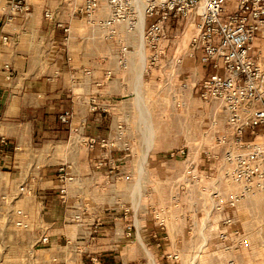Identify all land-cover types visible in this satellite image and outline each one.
Listing matches in <instances>:
<instances>
[{"label": "crops", "instance_id": "crops-1", "mask_svg": "<svg viewBox=\"0 0 264 264\" xmlns=\"http://www.w3.org/2000/svg\"><path fill=\"white\" fill-rule=\"evenodd\" d=\"M36 5L37 0H33L27 15L0 27V34L8 37L7 44H0V191L3 198L12 202L22 197L16 204L26 201L22 206L25 210H21L26 214L32 242L38 246L37 264H53L54 258L59 264H92L93 257L100 264H131V259L136 264H143L145 259L147 264L148 255H151V264H159L156 257L169 253L168 250L160 255L155 253L162 245L159 241L184 239L183 233L172 235L168 229L169 225L181 224L182 216L175 218L169 214L163 234L148 235L145 220L136 219L130 206H110L111 211L104 212L99 202H90L85 197L87 193L108 192L114 181V167L110 162L115 161V149L98 146L91 149L81 139H99L102 135L96 128L101 122L96 112L115 109L116 101L111 93L108 98H101V76L110 70L112 75L106 82L112 83L119 75L125 77L127 66L105 68L92 43L86 44L80 39L88 32L82 20L79 28L73 19L67 24L69 34L64 40L61 28L42 21ZM261 38L264 35L256 40ZM259 54L260 50L255 55ZM183 62L189 64L191 59L186 57ZM3 64L11 66L10 80L3 78ZM92 100L96 110L91 109ZM64 111L71 114L67 124L58 119ZM68 132H75L76 138L67 137ZM123 142L129 145L124 139ZM129 150L128 146L123 151ZM148 151L145 148L141 160L144 157L146 161ZM123 156L127 159V153ZM61 164L70 165L73 177L66 185L63 198L58 194L56 178ZM99 174L103 177L100 184L96 182ZM20 186L27 189L23 195L18 192ZM199 207L193 206L195 213L190 219H197ZM116 210H121L119 216ZM75 215L79 220H74ZM128 225L132 227L129 236ZM186 234L194 237L190 231ZM42 236L47 238L45 243L40 241ZM148 236L152 241L149 247ZM208 241L212 242L210 238ZM207 252L212 254L213 246ZM212 258L217 260L216 256Z\"/></svg>", "mask_w": 264, "mask_h": 264}, {"label": "rangeland", "instance_id": "rangeland-1", "mask_svg": "<svg viewBox=\"0 0 264 264\" xmlns=\"http://www.w3.org/2000/svg\"><path fill=\"white\" fill-rule=\"evenodd\" d=\"M79 4L81 0H37L36 9L42 13L43 22L45 21L43 9L47 7L54 11L56 18L63 24H70L73 19L74 25L77 24L79 28L81 19L74 13L75 6ZM191 28L183 20L170 23L168 33L171 36L166 47L169 55L174 51H180L186 45L192 32ZM118 31L126 51L127 70L125 77L119 75V79L112 83L106 82L108 79L104 78V74L101 76L99 80V89L103 90L100 93L101 98H108L111 93L116 103L114 110L96 112L101 122L96 132L102 135L98 138L114 140L117 136L116 128L121 125L123 136L120 141L121 143L123 139L127 141L129 145L127 143L126 145L130 150L123 151L121 143L114 148L115 161L110 162L114 167V181L110 184L108 192L87 193L86 199L97 204L99 202L104 212H110L112 206L122 204L130 206L131 214L135 215L136 219L145 220L148 235L163 234L166 230V228L160 230L159 226L153 224V216L159 209L165 208L168 209V214L182 216L181 224L169 225L168 229L172 235L183 233L184 239L160 240L162 245L155 252L158 255L164 250L181 253L178 261L180 264H214L217 260L209 254L211 251L207 252L212 249L213 242L208 241L206 249L200 250V248L202 244L207 243L203 242L204 237L214 234L215 224L219 223V227H223L220 219L230 216L234 219V223L228 226L226 231L231 233L237 230L249 239L250 244L247 249L227 252V258L234 257L239 264H264V191L252 192L239 201L235 209H227L222 214L212 212L209 215L208 212V198L205 191L207 187H210L211 191L225 194L234 190L236 186L222 174L227 168L222 157L226 152L235 150L231 144L232 130L225 122L220 104L214 101H202L197 96L196 88L193 87L194 83L199 82L206 75L205 67L196 57L191 59L189 64L182 61L178 76L169 77L165 75L169 70L167 64L155 63L148 58L149 49L141 36L143 25L140 36L137 31L127 33L122 26ZM80 39L86 44L92 43L91 46L99 52L100 64L105 68L114 65L119 67L121 47L105 41L97 29L88 28L85 38ZM140 39L144 47L142 58L138 51ZM76 42L80 40L77 39ZM259 50V56L255 55ZM252 53L257 56L256 61L264 69V38L253 42ZM100 55L103 56V60L100 59ZM140 64L142 69L138 78ZM175 98H179V106H175ZM67 137L76 138L75 132H68ZM222 137L226 139L224 144L219 143ZM244 138L254 140L264 149V126L258 128L255 136L246 133ZM150 142H153L152 147L147 153L146 161L143 162L141 157ZM179 148L187 149L188 158L198 172L205 170L209 174L202 181L203 185L191 186L185 192H177L176 187L181 183V175L188 161L181 157L172 159L167 157L168 152ZM123 153H127V159ZM203 153L207 156H203ZM98 176L96 182L100 184L103 177ZM93 179L95 180V177ZM202 188L205 190L203 191ZM21 198L6 202L3 192L0 191V264H37L35 251L38 246L34 245L32 236L27 230L19 229L13 223L14 211L18 208L25 210L22 207L26 204L25 200L19 204L15 203ZM175 202L181 206L177 210L173 207ZM195 204L200 207L195 215L197 222L193 224L190 218L194 217ZM94 211L97 213L99 209ZM120 213L121 210H116L115 214L119 216ZM188 231L192 232L194 237L187 236ZM147 240L146 245L149 247L152 241L149 236ZM199 250L201 253L198 252ZM147 258V264H151L153 262L150 259L151 255ZM156 259L159 264L164 262V254L161 257L157 256ZM142 261L145 264L146 260ZM136 263L138 262L131 259V264Z\"/></svg>", "mask_w": 264, "mask_h": 264}, {"label": "built area", "instance_id": "built-area-1", "mask_svg": "<svg viewBox=\"0 0 264 264\" xmlns=\"http://www.w3.org/2000/svg\"><path fill=\"white\" fill-rule=\"evenodd\" d=\"M33 0H4L0 3V27L12 23L15 19L27 15ZM74 13L79 16L84 26L95 28L101 32L105 41L119 45V67L125 69V48L119 36L118 28L122 26L127 33L137 31L139 14L143 16V40L149 49L150 61L169 66V77H177L178 69L184 58L194 59L205 67L207 73L199 82L194 83L197 96L204 102H218L224 112L225 122L232 130L231 144L234 151H229L222 157L227 168L223 175L236 186L225 194L218 191L206 190L209 215L222 214L227 209H235L243 198L254 191H264V149L254 140H247L244 134L256 135L258 128L264 126V69L256 61L252 53V44L258 36L264 35V0H81L75 6ZM44 20L61 28L64 40H67L69 27L56 20L54 11L43 9ZM183 20L192 28L186 45L171 55L166 51L170 34L168 26L171 22ZM174 42V41H173ZM8 43V37L0 34V44ZM1 72L5 80L13 76L11 66L3 64ZM88 74L89 72L86 71ZM110 70L104 72V78L109 79ZM183 87L185 85L183 84ZM175 106L180 105L179 98L174 99ZM92 110H96L92 100ZM71 114L64 111L59 114L61 123L67 124ZM117 136L113 139L88 138L81 142L88 148L96 146L103 148H117L121 143L123 130L121 125L116 128ZM3 142V140H2ZM226 139L220 138L224 144ZM123 150H128L122 141ZM203 156L207 154L203 153ZM167 157H181L188 163L181 175V183L176 187L177 192H185L194 185H203V180L209 174L205 170L198 172L188 158L187 149L179 148L167 153ZM69 164L57 167L56 178L59 182L58 194L61 198L66 193V185L72 181ZM20 194L26 193L24 186L18 188ZM174 209L181 206L178 202ZM168 209L161 208L154 214V224L164 230L167 224ZM15 227L29 229L26 214L17 209L14 211ZM178 217L176 214L173 215ZM180 216V215H179ZM181 217V216H180ZM74 220H79L75 215ZM209 220V219H208ZM215 224L214 234L204 237L201 248L206 249L208 239L213 242L212 255L216 256L214 264H239L234 257L227 258V252L235 249L249 248V239L237 230L229 233L226 228L234 223L230 216H224ZM197 219H192L196 224ZM131 226L126 227V234L131 233ZM211 230V229H210ZM41 243L47 241L42 236ZM198 251L201 253V251ZM204 254V252H202ZM180 254L169 252L164 254L167 264H176ZM53 264H59L54 258ZM92 264H100L97 257L91 258Z\"/></svg>", "mask_w": 264, "mask_h": 264}, {"label": "bare ground", "instance_id": "bare-ground-1", "mask_svg": "<svg viewBox=\"0 0 264 264\" xmlns=\"http://www.w3.org/2000/svg\"><path fill=\"white\" fill-rule=\"evenodd\" d=\"M142 25H143V16L139 14L138 25H137V33H138L139 36H140V34H141V32H142ZM141 36H142V39H143V32H142ZM142 39H140L139 44H138V51H139V55H140L141 58H142V56H143V50H144V47H143V42H144V40H143V42H142ZM141 69H142V66H141V64H140V66H139V70H138V72H137V77H138V78H139V75H140V71H141ZM144 142H145V141H144ZM152 144H153V142H150V143L148 144V146H147V148H146V151H148V150L151 148ZM142 160H143V162L145 161L144 157L142 158Z\"/></svg>", "mask_w": 264, "mask_h": 264}]
</instances>
